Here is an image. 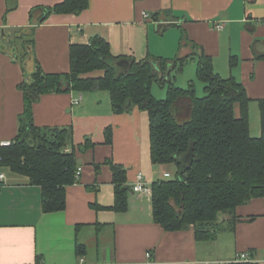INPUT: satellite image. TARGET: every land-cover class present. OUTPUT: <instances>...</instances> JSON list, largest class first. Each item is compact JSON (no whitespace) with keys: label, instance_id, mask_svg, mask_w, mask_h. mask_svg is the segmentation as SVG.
Listing matches in <instances>:
<instances>
[{"label":"crops","instance_id":"1","mask_svg":"<svg viewBox=\"0 0 264 264\" xmlns=\"http://www.w3.org/2000/svg\"><path fill=\"white\" fill-rule=\"evenodd\" d=\"M62 1L0 0V144L17 137L24 112L20 84L35 67L69 73L70 46L93 37L106 41L112 56L137 61H170L201 49L215 73L244 87L252 136L250 111L264 100V59L254 55L264 54V0H88L78 15L52 13L39 24L31 22V9ZM187 64H196V58ZM31 117L41 129L71 130L67 151H73L80 176L65 187L64 209L44 213L41 188L0 167V264H77L80 258L90 264H204L244 252L252 264H264V196L238 206L235 222L220 213L207 241L196 240L193 226L166 232L154 223L150 196L131 190L138 173L149 185L156 180L147 112L115 114L108 92L71 91L40 96ZM107 129L111 144L105 143ZM86 140L93 147L79 151ZM107 161L126 171L125 212L111 210L115 185ZM76 245L84 246L83 256H77Z\"/></svg>","mask_w":264,"mask_h":264},{"label":"trees","instance_id":"2","mask_svg":"<svg viewBox=\"0 0 264 264\" xmlns=\"http://www.w3.org/2000/svg\"><path fill=\"white\" fill-rule=\"evenodd\" d=\"M88 4V0H63L51 8L35 7L29 17L33 24H39L52 13L78 15ZM24 33L28 31L19 34ZM27 43L24 49L29 57ZM254 55L264 59V54ZM195 58L196 78L203 85L201 97L196 96L192 82L183 89L172 80L174 73ZM69 63L66 74H47L35 67L20 84L24 112L19 117L18 134L9 146L0 147V167H9L41 188L44 213L64 209L65 187L75 183L77 166L73 151H67L72 145L71 130L35 127L31 108L42 95L71 91L108 92L115 114L129 113L133 108L147 112L151 164L154 168L175 166L172 178L157 179L150 185L153 221L166 232L193 226L196 240L207 241L214 236L220 213H228L229 222H235L238 206L264 196V100L257 102L261 133L252 137L250 99L244 87L215 73L210 57L201 49L170 61L150 57L137 61L112 56L108 43L93 37L88 44L70 46ZM95 72L101 75L92 77ZM154 82L166 87L164 100L153 97ZM105 143L111 144L110 129L105 131ZM89 147L93 145L86 140L78 149L82 152ZM107 164L113 170L115 185L111 210L125 212L126 171L110 161ZM76 254H85L83 245H76Z\"/></svg>","mask_w":264,"mask_h":264},{"label":"rangeland","instance_id":"3","mask_svg":"<svg viewBox=\"0 0 264 264\" xmlns=\"http://www.w3.org/2000/svg\"><path fill=\"white\" fill-rule=\"evenodd\" d=\"M9 45V44H8ZM8 45L6 50L8 49ZM173 77V84L177 87L180 88H187V85L189 82H192L195 87V94L198 97H201L203 95L202 91V83L197 80L196 78V64L191 65V64H186L183 66L182 70L174 73L172 75ZM151 93L153 97L156 100H164L166 97V87L161 86L158 83H153L151 86ZM250 120H251V133L252 136L259 137L260 136V116H259V110L257 106H254L253 109L250 111ZM68 150V149H67ZM166 172L169 173L170 177L168 178H162V174ZM175 174V166L174 165H166L159 167L155 170L154 176L155 179H170L174 176ZM219 216H223V214H220Z\"/></svg>","mask_w":264,"mask_h":264},{"label":"built area","instance_id":"4","mask_svg":"<svg viewBox=\"0 0 264 264\" xmlns=\"http://www.w3.org/2000/svg\"><path fill=\"white\" fill-rule=\"evenodd\" d=\"M222 24H218L215 26V29L220 30L222 28ZM75 104H77V101L74 102ZM10 145V142H3L0 144V147H7ZM80 171L81 169H77L75 172V178L78 179V177L80 176ZM170 177L169 173H164L163 174V178H168ZM3 180V175L0 174V181ZM131 190L134 193H138V194H144V195H151V188L150 185L145 183L143 180V176L141 173H138L136 176V180L134 182V184L131 186ZM147 257H149V254L147 253L146 255ZM254 259L251 257L250 253L248 252H244V253H240L235 255L234 258L227 260V261H218V262H208V263H204V264H237V263H246V264H252L254 263ZM77 264H90V263H86V261L83 258H80ZM97 264H115V263H109V262H105V263H97Z\"/></svg>","mask_w":264,"mask_h":264}]
</instances>
